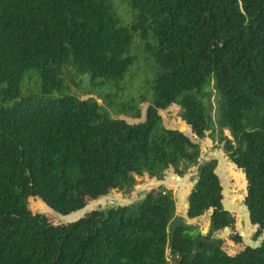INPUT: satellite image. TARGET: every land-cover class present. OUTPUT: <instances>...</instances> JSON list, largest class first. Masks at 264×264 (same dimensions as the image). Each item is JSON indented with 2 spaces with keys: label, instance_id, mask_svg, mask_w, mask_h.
<instances>
[{
  "label": "trees",
  "instance_id": "16d2710c",
  "mask_svg": "<svg viewBox=\"0 0 264 264\" xmlns=\"http://www.w3.org/2000/svg\"><path fill=\"white\" fill-rule=\"evenodd\" d=\"M172 106L195 136H221L226 169L246 170L239 223L261 243L223 248L235 218L217 159L200 164L185 212L208 213L205 234L162 185L74 221L136 176L200 163V143L164 123ZM31 194L53 219L29 209ZM168 254L264 264V0H0V264H169Z\"/></svg>",
  "mask_w": 264,
  "mask_h": 264
},
{
  "label": "rangeland",
  "instance_id": "374dc122",
  "mask_svg": "<svg viewBox=\"0 0 264 264\" xmlns=\"http://www.w3.org/2000/svg\"><path fill=\"white\" fill-rule=\"evenodd\" d=\"M75 94H77L78 96H82L81 93L75 92ZM146 106V104L142 105L143 116H145ZM181 112L182 109L178 106H172L167 110L160 111L165 125L169 127L179 128L184 132H187V134L191 136V138L197 140L200 143L202 148L200 163L191 167L188 171L184 173V175L180 176L175 173V170L173 168H170V171L166 172L165 174L166 180L162 184V186L172 189L175 195V199L177 202L176 216L183 218L185 222L187 221V224L197 226L198 228L204 230V228L207 226L208 213H206L200 218L189 222V218H187V216L185 215V204L188 200L190 190L194 186V182L197 179L198 168L200 164L211 159L213 156H216L218 158L217 171L220 179L222 180V183L224 184V204L226 207L229 208L233 217L235 218L234 228H229L222 233L225 240L223 248L227 252L235 254L242 248H244V243H254L253 233L255 231V228L251 225V223L249 224V226L245 225V223L242 226L239 223V220L242 219V213L245 212L244 190L247 187L246 176L243 170L238 169L234 164L233 169H226V163L223 161L222 158L223 156L227 158L226 151L223 147V143L220 142L221 136L218 133L211 134V132H208L203 137L195 136L190 132L188 128L189 125L182 118ZM224 137L231 139V136L228 132L224 133ZM136 180L137 183L131 191L126 192L117 189L111 190L109 194L89 201L86 208L89 205L97 207V202L102 200L105 202V205L104 207H102V209L114 205L116 206L126 203L131 204L141 199L148 190L158 187L159 185L155 177H150L147 174L142 176H136ZM27 202L29 209L33 213H40L42 216L49 218V220L53 219V213L56 212H54V210L51 209L38 195H29L27 197ZM234 235H239L241 237V242L237 243L233 241ZM247 238H249V241H247ZM168 256L170 261L169 264H172L174 261L173 257H171L170 254H168Z\"/></svg>",
  "mask_w": 264,
  "mask_h": 264
},
{
  "label": "water",
  "instance_id": "95a60500",
  "mask_svg": "<svg viewBox=\"0 0 264 264\" xmlns=\"http://www.w3.org/2000/svg\"><path fill=\"white\" fill-rule=\"evenodd\" d=\"M177 129H179V128H177ZM179 130H181V129H179ZM181 131H183V130H181ZM184 132V131H183ZM185 133V132H184ZM192 133L195 135V133H194V131L192 130ZM188 135V134H187ZM189 136V135H188ZM190 138H191V136H189ZM193 139V138H192ZM211 159H218L216 156H213ZM218 166H217V168H216V170H215V172L217 173V175L219 176V174H218ZM243 170V169H242ZM170 170L168 169V170H166V171H164V172H161V173H159V174H157L156 176H155V178H156V180L158 181V183H159V185H162L164 182H165V174H166V172H169ZM243 172H244V174H245V176H246V180H247V172H246V170H243ZM178 176H180V175H178ZM220 178V177H219ZM221 180V179H220ZM197 182V179L195 180V182H194V184ZM158 185V186H159ZM221 185L223 186V188H224V184L222 183V180H221ZM249 190H250V182L247 180V187H246V189L244 190V199L246 198V196H247V194H248V192H249ZM127 204V203H126ZM121 205H125V204H121ZM115 206V205H114ZM185 206H186V208H187V206H188V200H187V202H186V204H185ZM226 207V206H225ZM86 208V207H85ZM84 208V209H85ZM84 209H82V210H84ZM226 209H228L229 210V208L228 207H226ZM82 210H80V211H82ZM96 210H102V207H100V206H97V207H94V208H92V209H90L89 211H86L84 214H82V215H79V216H77V218H75L74 219V221H79V220H81V219H83V218H85V216L88 214V213H91V212H93V211H96ZM186 210V209H185ZM80 211H78V212H80ZM248 211V210H247ZM186 212V211H185ZM248 218H249V212H248ZM193 220H195V219H189V222H191V221H193ZM187 222V221H186ZM249 224H250V222H249ZM207 230H208V228H204V230H203V233L205 234V233H207ZM227 229H225L224 231H226ZM258 243H261V240H260V242H257V243H250V242H246L245 243V247L246 246H249V245H256V244H258Z\"/></svg>",
  "mask_w": 264,
  "mask_h": 264
}]
</instances>
